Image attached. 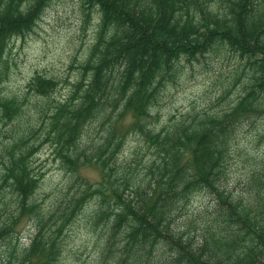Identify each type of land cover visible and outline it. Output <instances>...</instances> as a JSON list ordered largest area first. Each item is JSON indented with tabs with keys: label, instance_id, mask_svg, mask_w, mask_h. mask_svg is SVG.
<instances>
[{
	"label": "trees",
	"instance_id": "16d2710c",
	"mask_svg": "<svg viewBox=\"0 0 264 264\" xmlns=\"http://www.w3.org/2000/svg\"><path fill=\"white\" fill-rule=\"evenodd\" d=\"M53 1L0 0V83L8 68L6 54L12 40L34 31ZM81 2L84 11L89 10L85 22L91 23L95 14L98 22L95 40L80 65V79L65 99L54 101L43 96H48L58 81L35 75L29 85L30 91L43 97L35 104L36 121L23 128L0 150V259L6 245L14 238L19 248L27 253L29 244L23 245L16 235L18 225L26 217L34 220L35 232L31 241L34 237L44 239L47 235H41L43 208L35 198L45 172L36 171L33 156L41 145L48 144L55 159L63 161L68 154L64 152V146L68 144L73 159L78 152L84 153L76 165V173L82 166L93 165L100 170L101 179L89 183L78 176L55 201L53 215H59L53 228L60 233L55 247L61 252L56 264H62L65 236L79 218L85 219L89 231L97 238L99 255L96 264H223L218 258L219 250L210 246L207 240L201 244L196 236H190L181 247L186 233L179 234L180 238L175 242L160 241L155 247L153 232L148 226L156 223L149 211L166 190L171 175L177 169H184V175L188 176L196 169L198 150L202 152L204 148L197 143V137L205 130L204 118L193 119V109L175 114L159 126L156 118L150 119L137 106L147 95L154 111L165 91L184 76L186 65L194 66L195 62H200L197 50L211 44L213 31L229 32L232 37L241 38L243 28L250 34L249 43L253 46L257 44L259 33L258 43L264 49V0ZM38 5L41 6L36 13ZM207 17L217 23H210ZM222 44V41L211 44L209 59L234 58L235 63L227 72L217 73L215 81L220 91L217 99L232 89L229 102L216 109L217 115L230 111L231 104L243 89L264 83V80H257L264 77V73H258L251 66L256 60H264V52L245 57L228 51ZM169 53H172L171 58ZM238 77L241 83L234 95L237 88H233V83ZM129 93L137 97L136 103L130 106L127 104L131 99ZM250 106L253 111L235 121L232 130L242 131L264 116V92L259 93ZM124 109L140 113L132 116L127 127L142 126V131L131 132L139 135L142 141L131 161L121 159L130 134L120 131L122 121L127 119ZM24 112L22 100L0 94V113L6 124ZM73 132L78 144H69ZM213 141L225 146L224 134L217 130ZM20 152L26 157L23 166L5 163V158L14 159ZM189 164L190 168L187 167ZM227 179L218 177L217 187H222ZM182 187L183 182L178 180L177 191ZM171 214L176 216L174 231L167 227L165 231L174 238L182 221L178 208H173ZM235 227L239 230V225ZM165 243L167 254L158 257L160 248L167 247ZM234 243L230 253L235 254L236 259L232 260L229 255L230 264H264V223L260 224L258 232L244 231L242 236L234 237ZM177 249L179 254L174 252ZM52 251L53 246L45 243L19 264H49Z\"/></svg>",
	"mask_w": 264,
	"mask_h": 264
},
{
	"label": "clouds",
	"instance_id": "9594fccd",
	"mask_svg": "<svg viewBox=\"0 0 264 264\" xmlns=\"http://www.w3.org/2000/svg\"><path fill=\"white\" fill-rule=\"evenodd\" d=\"M100 2L102 3L103 0ZM190 2H194V0H190ZM40 6L38 5L36 13L39 12ZM207 18L210 23H217L210 17ZM199 19L197 16V21ZM190 35L191 33H189ZM249 35L243 28L241 29V38L232 37L229 32L221 34L213 31L211 44L222 41V46L232 53H239L245 57L255 53L258 56L264 52L258 43L260 34L257 33L256 46L249 43ZM211 44L197 50L201 65L207 63L210 58ZM181 54H183L182 49ZM168 55L171 58L172 53ZM251 66L258 73H264V60H256ZM257 80H264V77ZM161 82L163 83V80ZM240 83L241 80L238 77L233 83V88H239ZM231 91L232 89H229V92L218 98L215 103L207 106H205V102H202V98H197L191 107L185 103L181 108V112H192L194 109L193 119L204 118L205 130L197 137V143L203 145L204 148L202 152L198 150L196 169L192 170L188 176L184 175V169H177L167 180V188L161 193L156 206L149 211V215L156 218L155 224L148 225L153 232L155 247L160 241L175 242L179 240V234L186 233L180 244L181 247L187 243L190 236H196L201 244L207 240L210 246L219 250L218 258L223 261V264H230L229 255L232 260L236 259V255L230 253V249L235 247L234 237L242 236L244 231L258 232L260 224L264 223V124L257 121L255 126L249 127L243 132L232 130L231 127L242 115L253 111V107L250 106L251 102L259 93L264 92V83H257L243 89L235 103L231 104V110L223 111L217 115L216 109L228 98ZM129 95L131 96V93ZM136 100V96H131L127 104L130 106L136 103ZM137 107L142 109L143 114L148 115L150 119L157 118L156 111L152 110L154 105L147 95ZM123 111L127 113V119L122 121L124 125H127L133 115H140V113H131L127 109ZM138 129L142 131L140 124L122 127V132L131 133ZM217 130L224 134L225 146L214 143L213 134ZM73 143H79L76 141L75 132L69 141V144ZM64 152L68 154L64 156L63 161L58 160L57 165L52 166L53 172L48 174L49 177L54 179L56 175L63 174L55 173V167L69 170V176L76 173V165L80 156L84 154L83 151L78 152L76 158L73 159L69 145L66 144ZM25 160L26 157H23L20 152L14 159L5 158V163L23 166ZM187 167L190 168L191 165L189 164ZM0 170H2V165H0ZM221 176L227 177V182L222 187H217V178ZM178 180L183 182V187L179 191L176 188ZM45 184H48V177L45 178ZM46 190L48 189H39L42 199L44 198L43 192ZM205 196L209 198L207 201L203 198ZM42 208L41 235L43 233H47V235L44 239L34 237L27 247V253L19 248L16 241L6 245L4 255L8 257L11 264H19L21 260L30 256L33 250L44 246L45 243L53 246L49 264H56L57 258L61 254L60 249L55 247L60 233L55 231L53 225L56 224L59 214L53 215L55 207L51 198L44 201ZM173 208H178L182 227L175 231L177 235L171 238L165 228L173 230V221L176 220V216L171 214ZM145 221H147V217H145ZM236 225H239V230L235 227ZM72 247L75 251L79 244H74ZM167 251L168 245L160 248V254L157 256L166 255ZM174 252L179 254V249ZM64 254L67 255V249L64 250Z\"/></svg>",
	"mask_w": 264,
	"mask_h": 264
},
{
	"label": "rangeland",
	"instance_id": "374dc122",
	"mask_svg": "<svg viewBox=\"0 0 264 264\" xmlns=\"http://www.w3.org/2000/svg\"><path fill=\"white\" fill-rule=\"evenodd\" d=\"M89 10L84 11L81 0H54L45 10L35 30L24 37L14 38L7 50L6 60L8 68L5 77L0 83V94L7 97H17L23 101L25 112L10 124H6L0 113V150L2 146L16 137L20 131L31 122L36 121V102L42 98L54 101L65 99L71 92L73 84L80 79V65L86 60L88 52L95 40L98 20L94 15L91 23H86ZM234 58H213L208 63L201 65L195 62L194 66L186 65L185 74L176 85H171L164 93L160 103L154 108L156 120L159 126L166 124L171 116L179 115L181 108L187 103L189 107L197 98H202L207 106L211 101H216L219 96V85L216 84V77L219 71L227 72L235 63ZM41 74L47 78L58 81L56 88L48 96L35 94L30 91V82L35 75ZM234 90V95L238 92ZM229 102V97L220 106ZM257 121L264 123V116ZM250 124V127L255 126ZM254 123V122H252ZM122 127H127L121 124ZM245 126L243 131L248 129ZM142 145L139 135L130 133L122 152L121 159L131 161L133 152ZM142 152V151H141ZM143 156V153L140 154ZM140 157V158H141ZM57 161L48 144L40 146L33 156V165L36 171L45 172L40 188H47L43 192L37 191L35 198L41 206L46 199L51 198L53 203L60 198L61 193L66 190L76 177L86 180L89 183L100 181V170L93 165L82 166L76 174L69 176L68 172L55 167L56 175L53 179L49 173ZM136 164V161L134 162ZM51 165V166H50ZM48 177V184L45 178ZM242 183V181H241ZM199 195V194H197ZM206 201L207 196L203 197ZM34 220L26 217L17 227V234L23 245H28L34 235ZM16 237V236H15ZM13 241H16L14 238ZM79 247L73 251V245ZM62 264H96L98 261L97 238L89 231L86 221L79 218L69 229L64 240ZM87 253V255H85ZM0 264H11L6 255H2Z\"/></svg>",
	"mask_w": 264,
	"mask_h": 264
}]
</instances>
